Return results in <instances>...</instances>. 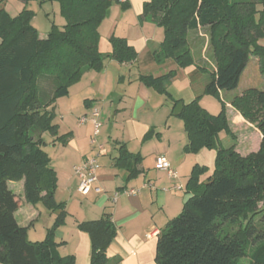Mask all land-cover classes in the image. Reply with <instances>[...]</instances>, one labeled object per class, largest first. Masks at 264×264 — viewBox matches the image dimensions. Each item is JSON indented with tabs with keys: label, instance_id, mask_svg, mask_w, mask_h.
<instances>
[{
	"label": "trees",
	"instance_id": "obj_1",
	"mask_svg": "<svg viewBox=\"0 0 264 264\" xmlns=\"http://www.w3.org/2000/svg\"><path fill=\"white\" fill-rule=\"evenodd\" d=\"M43 1H57L65 20L62 25L52 22L43 37L31 23L33 10L23 7L12 16L0 7V264H74L72 255L58 252L54 240L66 211L54 199L57 177L42 148V134L48 132L55 137L53 141L65 142V135L57 136L53 123L54 103L86 71L101 70L107 57L120 63L137 57L126 39L116 35L109 39L110 54L98 50V27L112 2L119 0ZM255 3L262 5L256 20ZM140 19L163 29L153 59H172L179 67L193 63L188 32L208 28L215 70L204 87L206 94L219 96L221 90L235 89L251 56L258 57L264 78V0H148ZM174 75L170 70L139 79L165 93ZM199 97L181 102L178 116L187 134L184 149H215L214 168L199 181L206 168L193 166L186 182L191 196L157 235L155 264H235L242 257H249V264H264V89H245L231 101L261 132L258 149L245 155L233 145L223 146L218 137L221 131L232 135L224 102L217 114H211L199 104ZM179 102L173 100V108ZM138 159L121 151L118 160L129 177L136 174ZM21 180L27 202L56 212L42 240L28 239V227L20 226L15 218L22 198L8 182ZM77 227L90 238L88 264H110L106 249L116 233L111 214L103 212Z\"/></svg>",
	"mask_w": 264,
	"mask_h": 264
},
{
	"label": "crops",
	"instance_id": "obj_2",
	"mask_svg": "<svg viewBox=\"0 0 264 264\" xmlns=\"http://www.w3.org/2000/svg\"><path fill=\"white\" fill-rule=\"evenodd\" d=\"M120 1L126 6L116 5L115 8L118 10L119 6L122 14L130 13L133 23L122 24L116 36L124 37L135 49L136 59L120 63L111 57L105 58L101 70L86 71L69 87L68 94L54 103L53 123L57 125V136L65 135L66 138L63 143L53 141V136L50 141L53 154L46 151L57 177L54 199L62 202L66 211L63 222L54 231V240L59 244L58 252L63 256L72 255L74 264H88L90 257L89 235L78 229V223L97 219L103 212L111 214L116 227L115 236L106 249L107 257L112 260L110 264H155L157 235L191 196L186 182L193 166L206 168L199 181L214 168L215 149L203 147L196 152L185 151L187 134L183 120L173 114V100L186 104L204 94L210 73L215 70L213 59L206 57L205 51L199 48L192 51L193 63L189 66L179 67L172 59L156 62L152 53L163 40V29L149 19H140L142 5L148 0ZM111 6L98 27V50L104 55L111 53L109 39L120 25L118 16L112 15ZM134 23L139 27L131 30ZM251 61L254 64L248 70ZM259 64L258 57L251 56L238 86L219 92L232 134H223L220 142L226 147L233 145L242 155L258 149L261 132L232 106L231 101L245 89H264ZM170 70L175 75L166 84L165 93L139 79L140 75L159 76ZM202 106L214 114L207 106ZM94 107L99 109L102 123L103 151L96 172L97 185L102 191L81 195L77 191L79 180L73 173V166L92 156L95 149L90 142L91 123L79 124L77 118ZM121 151L139 158L135 165L137 172L130 177L118 160ZM158 155L167 157L176 177H169L155 166ZM8 186L14 193L22 194V202L15 212L18 224L28 227L27 234L41 225L42 238L36 240H42L56 212L48 211L41 203L27 202L23 197L22 180L9 181ZM130 189L135 192L129 194Z\"/></svg>",
	"mask_w": 264,
	"mask_h": 264
},
{
	"label": "rangeland",
	"instance_id": "obj_3",
	"mask_svg": "<svg viewBox=\"0 0 264 264\" xmlns=\"http://www.w3.org/2000/svg\"><path fill=\"white\" fill-rule=\"evenodd\" d=\"M245 1H248V0H245ZM249 1H253V0H249ZM116 5H119L121 7L120 0L113 1L112 6H111L112 15L115 14L116 16H118L119 21H120V25L118 26L115 32V35H117L120 32L122 28V24L133 23L131 14L130 13L122 14L121 13L122 11L119 8V6H118V10L117 8H115ZM0 7L4 8L12 16L17 15L23 9V7H27L28 9L33 10L35 15L33 16L31 23L38 30L39 35L42 37L48 31L52 22L57 25H62L65 23V20L60 13L59 3L57 1H43L42 2V0H25V1L23 0H0ZM261 7L262 5L258 3H255L253 6V17L255 20L258 18V15H259L258 11ZM255 10L257 11L254 12ZM132 26H130L131 30H133L134 28L138 29L139 27L138 24L136 23H134ZM186 40L188 42V47L191 50V52L196 51V50L198 51L200 48V50L205 51V53L204 52L203 53L206 57L211 56L212 52H211V48L208 42L209 41V31L207 27L189 31L187 34ZM261 42L264 44V39H262ZM253 64H254L253 61H251L248 64V70L253 66ZM198 101L201 106L202 105L207 106L214 114H217L220 111L223 100L220 94L219 96H216V95L204 93L202 96L198 98ZM100 133H101V129H100ZM100 133L97 136V140L103 144V141L101 140L102 134ZM223 134H225L224 131L219 132L218 137L219 138L222 137ZM42 136H43V140L46 142L43 149L47 151V153L52 155L53 149H52V144L50 143V141L52 140L53 136L48 132H44ZM13 188L16 189L17 186L14 185ZM21 197H22V194H21ZM38 206H40L41 209L43 208L41 204H38ZM236 228L237 226H233L231 229L236 230ZM27 237L30 240H36V239L42 238L41 225H36L34 229H30L29 233L27 234ZM249 263H250L249 257H242L235 261V264H249Z\"/></svg>",
	"mask_w": 264,
	"mask_h": 264
},
{
	"label": "built area",
	"instance_id": "obj_4",
	"mask_svg": "<svg viewBox=\"0 0 264 264\" xmlns=\"http://www.w3.org/2000/svg\"><path fill=\"white\" fill-rule=\"evenodd\" d=\"M79 124H84L90 122L92 125V135L90 137V142L95 149V153L80 161L73 166V173L78 178L77 191L81 195H87L90 192H101V188L97 185V169L99 167V157L103 151V144L97 140V136L100 133L102 126L99 120V109L94 107L88 114H83L77 118ZM155 166L168 174L169 177H176L175 170L171 167V164L165 155H158L155 158ZM180 188L181 186H176ZM134 189L128 190L129 194L134 193Z\"/></svg>",
	"mask_w": 264,
	"mask_h": 264
},
{
	"label": "water",
	"instance_id": "obj_5",
	"mask_svg": "<svg viewBox=\"0 0 264 264\" xmlns=\"http://www.w3.org/2000/svg\"><path fill=\"white\" fill-rule=\"evenodd\" d=\"M181 108H182V103L181 102H179L176 106H175V108H174V110H173V114H178L180 111H181Z\"/></svg>",
	"mask_w": 264,
	"mask_h": 264
}]
</instances>
